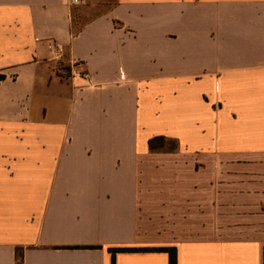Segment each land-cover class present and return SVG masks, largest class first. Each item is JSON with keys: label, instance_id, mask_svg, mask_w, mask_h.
Returning <instances> with one entry per match:
<instances>
[{"label": "crops", "instance_id": "1", "mask_svg": "<svg viewBox=\"0 0 264 264\" xmlns=\"http://www.w3.org/2000/svg\"><path fill=\"white\" fill-rule=\"evenodd\" d=\"M0 75V264H264V0H0Z\"/></svg>", "mask_w": 264, "mask_h": 264}, {"label": "trees", "instance_id": "2", "mask_svg": "<svg viewBox=\"0 0 264 264\" xmlns=\"http://www.w3.org/2000/svg\"><path fill=\"white\" fill-rule=\"evenodd\" d=\"M3 79V76L0 75V80ZM164 139L159 137V138H153V139H150L148 141V147L150 150L154 151V150H159L162 148L161 145H157V142H163ZM119 250H112L111 253L114 254V252H117ZM128 252H135V251H138V250H126ZM142 251H159V252H164L168 255V264H176V251H175V248H161L159 250H142ZM113 264V262H112Z\"/></svg>", "mask_w": 264, "mask_h": 264}, {"label": "built area", "instance_id": "3", "mask_svg": "<svg viewBox=\"0 0 264 264\" xmlns=\"http://www.w3.org/2000/svg\"><path fill=\"white\" fill-rule=\"evenodd\" d=\"M79 2H80V0H68V3L70 5H75V4H78ZM52 49H53L54 58L59 59L61 56V53H62V49H61L60 45L56 44L53 46ZM76 74L83 77V78L87 77V75L82 70H76Z\"/></svg>", "mask_w": 264, "mask_h": 264}, {"label": "rangeland", "instance_id": "4", "mask_svg": "<svg viewBox=\"0 0 264 264\" xmlns=\"http://www.w3.org/2000/svg\"><path fill=\"white\" fill-rule=\"evenodd\" d=\"M161 145L164 149L170 150L175 147L174 143L168 142V141H163V142H157V145ZM162 247H148V248H143V250H159Z\"/></svg>", "mask_w": 264, "mask_h": 264}]
</instances>
